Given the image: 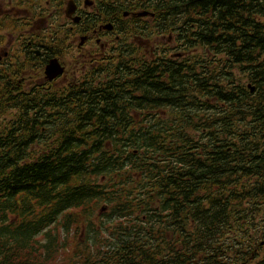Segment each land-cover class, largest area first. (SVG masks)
<instances>
[{"label":"trees","instance_id":"trees-1","mask_svg":"<svg viewBox=\"0 0 264 264\" xmlns=\"http://www.w3.org/2000/svg\"><path fill=\"white\" fill-rule=\"evenodd\" d=\"M179 3L198 61L0 72V264H264V0Z\"/></svg>","mask_w":264,"mask_h":264},{"label":"flooded vegetation","instance_id":"flooded-vegetation-1","mask_svg":"<svg viewBox=\"0 0 264 264\" xmlns=\"http://www.w3.org/2000/svg\"><path fill=\"white\" fill-rule=\"evenodd\" d=\"M180 1L0 0V72L17 82L13 94L20 96L96 81L121 59L130 66L198 61L197 31L184 20L190 11L167 9ZM188 41L197 46L187 49ZM54 59L64 70L50 79Z\"/></svg>","mask_w":264,"mask_h":264},{"label":"water","instance_id":"water-1","mask_svg":"<svg viewBox=\"0 0 264 264\" xmlns=\"http://www.w3.org/2000/svg\"><path fill=\"white\" fill-rule=\"evenodd\" d=\"M63 70L64 68L60 65L58 60L54 59V60H51V62L47 66L46 74L50 79H52L60 75L63 72ZM251 90L254 91V87H251Z\"/></svg>","mask_w":264,"mask_h":264},{"label":"rangeland","instance_id":"rangeland-1","mask_svg":"<svg viewBox=\"0 0 264 264\" xmlns=\"http://www.w3.org/2000/svg\"><path fill=\"white\" fill-rule=\"evenodd\" d=\"M99 221H100L99 219H96V222H97V223H99Z\"/></svg>","mask_w":264,"mask_h":264}]
</instances>
